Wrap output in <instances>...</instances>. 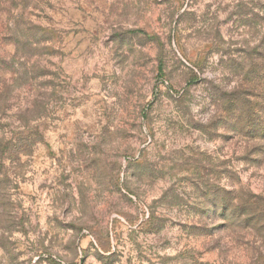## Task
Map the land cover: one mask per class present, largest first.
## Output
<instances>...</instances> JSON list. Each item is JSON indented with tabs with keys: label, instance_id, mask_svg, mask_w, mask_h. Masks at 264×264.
Here are the masks:
<instances>
[{
	"label": "rangeland",
	"instance_id": "rangeland-1",
	"mask_svg": "<svg viewBox=\"0 0 264 264\" xmlns=\"http://www.w3.org/2000/svg\"><path fill=\"white\" fill-rule=\"evenodd\" d=\"M0 264H264V0H0Z\"/></svg>",
	"mask_w": 264,
	"mask_h": 264
},
{
	"label": "trees",
	"instance_id": "trees-1",
	"mask_svg": "<svg viewBox=\"0 0 264 264\" xmlns=\"http://www.w3.org/2000/svg\"><path fill=\"white\" fill-rule=\"evenodd\" d=\"M14 1H18V0H14ZM28 2H29V0H23L24 7H27L28 6ZM39 42H42V40L40 39ZM159 71H160V76L163 75V73H164V65H163V63H160V65H159Z\"/></svg>",
	"mask_w": 264,
	"mask_h": 264
}]
</instances>
